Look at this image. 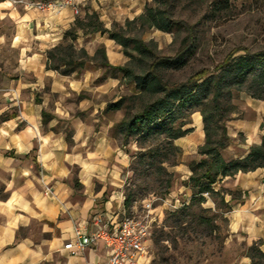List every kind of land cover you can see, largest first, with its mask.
Returning a JSON list of instances; mask_svg holds the SVG:
<instances>
[{"label": "rangeland", "instance_id": "obj_1", "mask_svg": "<svg viewBox=\"0 0 264 264\" xmlns=\"http://www.w3.org/2000/svg\"><path fill=\"white\" fill-rule=\"evenodd\" d=\"M171 1L174 18L193 25L196 34L187 65L179 70H162L166 82H184L203 70L214 73L217 65L236 49H247L250 53L264 52V0ZM147 2L148 0H81L80 13L74 15L76 19L95 12L106 28L122 26L127 38L148 43L156 55L174 56L187 33L177 26L171 32H164L142 28L138 22H133L143 14ZM49 13L57 14L59 11ZM15 36L14 20L0 12V123L12 114H18V106H11L17 101V98L14 99L16 91L20 82L32 80L22 66L21 48ZM74 45L94 56L87 68L75 75L79 78L78 75L85 74L87 78L75 84V92L63 100L52 94L45 96L43 100L39 99L38 96L49 90V82L38 85L34 87L35 102H44L46 109L43 111L54 117L52 126H47L52 119L43 122L44 128L54 132L63 130L67 138L71 137L73 130L70 125L64 127L67 122L76 118L92 122L97 120L95 129H99L103 123L106 124L103 127L105 129L109 125L107 131L112 136L114 145L121 147L126 161L120 173L123 177V193L129 199L125 208L127 213L132 214L138 210L140 215H146L144 207L148 202L155 209L151 213L156 219L152 227L147 264H241L243 258L250 253L251 246L256 243L249 246L241 238L233 237L229 231V206L224 202V197L228 192L236 195L239 189L234 190L230 183L218 180L211 186L213 191L202 194L204 200L201 201L194 194L200 188H190V166L201 161L198 151L205 143L201 113L194 112L189 119L190 124L182 128L191 131L173 141L177 150L167 144L163 134L150 138L147 142L133 137L129 142L123 143L122 135L116 132L114 126L127 112L140 109L148 97L139 95L135 83L128 82L124 74L103 66L102 56L98 51L104 47L110 65L132 67L137 73L147 69L150 59L139 54L132 43L127 55L124 47L109 39L107 34L80 33ZM243 55L239 51L234 57ZM243 86L242 89H234L230 101L222 100L221 104L224 110H228L225 113L228 141L224 140L225 145L221 150L223 158L228 162L246 156L252 146L262 144L264 136V84L252 85L248 79ZM24 89V99L35 96L31 87ZM251 94L258 95L261 99H255ZM121 97L126 98L125 108L116 112L105 111L110 103L117 102ZM55 100L67 105L73 118H57L52 115L50 110L54 107ZM80 100L87 103L84 110H81ZM96 106L99 110L94 109ZM213 140H218V136H214ZM70 170L73 185L80 189L77 177L79 166L72 165ZM197 173H200L199 169ZM203 183L206 184V181ZM174 197L188 199V204L179 206L178 210H171L165 200L173 201Z\"/></svg>", "mask_w": 264, "mask_h": 264}, {"label": "crops", "instance_id": "obj_2", "mask_svg": "<svg viewBox=\"0 0 264 264\" xmlns=\"http://www.w3.org/2000/svg\"><path fill=\"white\" fill-rule=\"evenodd\" d=\"M42 1L46 0H0V12L15 22L21 63L32 77L30 82H20L16 91L17 101L11 106H18L17 116L0 123V264H108V251L101 242L77 255L64 246L74 238L77 226L91 233L98 215L110 224L109 229L120 222L126 208L120 173L126 165L124 153L114 145L109 125L95 129L97 120L67 122L64 128L70 125L73 130L70 138L63 130L44 128L46 105L35 102L34 87L49 82V90L38 98L52 94L63 100L87 75L63 76L47 68L45 52L64 39L75 15L70 9L40 12L31 5ZM29 87L35 96L24 99V88ZM79 104L81 110L87 106L84 100ZM53 105L50 113L55 117L73 118L67 105L57 100ZM75 164L80 189L70 177V166ZM222 182L239 189L236 195L228 192L224 197L229 231L249 246L260 243L264 253V168ZM241 264H251V259L244 257Z\"/></svg>", "mask_w": 264, "mask_h": 264}, {"label": "trees", "instance_id": "obj_3", "mask_svg": "<svg viewBox=\"0 0 264 264\" xmlns=\"http://www.w3.org/2000/svg\"><path fill=\"white\" fill-rule=\"evenodd\" d=\"M172 5L171 0H148L143 14L135 18L133 22H138L142 28H154L164 32H171L174 26L185 29L187 36L174 56L156 55L148 43L127 38L122 26L106 28L100 17L92 12L75 19L71 28L64 32L63 41L46 52V62L48 69L63 76H70L86 69L94 56H90L84 48L75 47L74 42L80 33L107 34L109 39L124 47L127 55L132 43L139 54L148 56L150 62L147 69L137 73L132 67L110 65L104 47L98 51L102 56L103 66L124 74L128 82L135 83V89L140 92L139 95L148 97L140 109L132 113L127 112L114 129L122 135L123 143L129 142L133 137L147 142L150 138L163 134L167 144L177 150L178 147L173 145V141L191 131V129L183 130L182 128L190 124L191 115L199 111L203 116L205 143L198 151L201 161L190 166L192 175L189 178V184L190 188H200L194 194L203 201L202 194L213 191L211 186L218 180L264 168V136L262 144L252 146L244 157L228 162L221 153L225 145L224 140L228 141L227 129H225L227 121L225 113L228 110H224V106H221L222 100L230 101L232 91L242 89L248 79L251 80L252 85L264 84V52L250 53L247 49H236L217 65L214 73L203 70L193 74L184 82H166L161 73L162 70H179L187 65L196 34L193 25L174 18ZM239 51H242L244 55L234 57ZM251 97L261 99L255 94H251ZM125 100L126 98L121 97L117 102L110 103L105 111L116 112L125 108ZM16 116L17 114H12L6 119ZM52 118L54 117L46 111L42 112L43 122ZM216 135L218 140L215 141L213 137ZM198 169L200 173H197ZM204 181L206 184L203 183ZM128 200L126 197V206ZM261 246L260 243L253 244L249 249L250 253L246 256L251 259V264H264Z\"/></svg>", "mask_w": 264, "mask_h": 264}, {"label": "built area", "instance_id": "obj_4", "mask_svg": "<svg viewBox=\"0 0 264 264\" xmlns=\"http://www.w3.org/2000/svg\"><path fill=\"white\" fill-rule=\"evenodd\" d=\"M80 4L79 0H46L31 5L40 12L70 9L77 15L80 13ZM45 192L46 195L50 193L49 188ZM165 203L171 210H178L179 206L188 204L178 199L165 200ZM165 203L163 201V204ZM152 205L151 202L145 205L146 215H140L138 210L128 214L124 209L120 222L114 223V229H109L110 224L98 215L93 219L94 229L91 233L77 226L74 230V238L64 247L72 255H77L85 252L92 244L101 242L108 251V264H143L147 260L152 227L156 219L151 216L152 211L155 210Z\"/></svg>", "mask_w": 264, "mask_h": 264}]
</instances>
